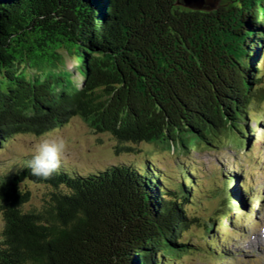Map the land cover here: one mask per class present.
<instances>
[{"label":"trees","instance_id":"16d2710c","mask_svg":"<svg viewBox=\"0 0 264 264\" xmlns=\"http://www.w3.org/2000/svg\"><path fill=\"white\" fill-rule=\"evenodd\" d=\"M176 3L0 0V152L77 118L168 152H249L250 107L264 102V0H221L211 12ZM47 157L23 158L0 178V264H173L195 251L184 240L200 221L187 212L200 185L190 167L175 184L149 161L84 176ZM24 179L51 187L39 208L26 209ZM226 183L224 211L201 222L211 238L243 209Z\"/></svg>","mask_w":264,"mask_h":264},{"label":"rangeland","instance_id":"374dc122","mask_svg":"<svg viewBox=\"0 0 264 264\" xmlns=\"http://www.w3.org/2000/svg\"><path fill=\"white\" fill-rule=\"evenodd\" d=\"M64 66V69L72 75L73 82L80 87L83 77L79 75L74 57L65 55ZM250 110L253 118L258 117L261 120L264 114V102L253 104ZM249 125L251 129L256 127L259 133L260 139L256 141L253 148L261 151L260 160L258 155L246 157L244 153L236 157L234 156L236 152L231 150L235 147L224 144L220 147L228 148L230 151L226 150L227 153L204 146L201 148L194 146L195 151L180 153L177 147H173L169 152L166 151L162 142H143L137 145L124 143L108 133L91 129L85 121L77 118L46 136L22 135L10 141L7 149L0 152V178L6 173L19 170L22 159L33 155H46L47 158L59 162L64 169H69V172L74 170L84 176L98 173L113 165L130 164L144 167L147 161H151L171 183L175 184H181L180 168L185 165L195 170L194 175L200 181V187L195 191L194 203L187 205V212L198 217L200 221L184 234V240L194 244L195 251L189 256L175 260L173 264H264V247L257 242V238L264 235V214L261 219V215L257 213L260 206L255 208L260 218L252 215L243 223L245 215L250 211L244 208L237 216V223L233 224V227L224 226L215 235L222 242L230 240L227 248L223 246L225 242L219 243V253L223 250L230 258L217 259L219 257L215 252L217 241L214 242L215 238L207 235L201 223L209 218L215 219L224 211L220 208L223 199V195L220 194L222 170L228 174L235 173L240 177L239 172L244 171L247 177L246 182L255 184L251 190L264 195V143L261 137L264 135V121L260 127L256 126L254 119ZM255 165L256 169L253 168ZM234 178L237 181L236 176ZM20 185L22 190L30 192L29 203L25 206L27 210L39 208L44 203L45 196L51 191V187L42 182L31 183L24 179ZM4 228L5 223L0 207V243H2ZM262 229V233L259 234ZM254 234L256 235L253 238Z\"/></svg>","mask_w":264,"mask_h":264},{"label":"water","instance_id":"95a60500","mask_svg":"<svg viewBox=\"0 0 264 264\" xmlns=\"http://www.w3.org/2000/svg\"><path fill=\"white\" fill-rule=\"evenodd\" d=\"M220 2L221 0H177L176 4L195 11L211 12L219 8Z\"/></svg>","mask_w":264,"mask_h":264},{"label":"bare ground","instance_id":"6f19581e","mask_svg":"<svg viewBox=\"0 0 264 264\" xmlns=\"http://www.w3.org/2000/svg\"><path fill=\"white\" fill-rule=\"evenodd\" d=\"M257 242L260 246L264 247V235L257 238Z\"/></svg>","mask_w":264,"mask_h":264}]
</instances>
